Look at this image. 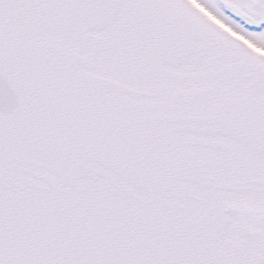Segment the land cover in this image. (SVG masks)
Returning a JSON list of instances; mask_svg holds the SVG:
<instances>
[{
    "label": "snow or ice",
    "instance_id": "obj_1",
    "mask_svg": "<svg viewBox=\"0 0 264 264\" xmlns=\"http://www.w3.org/2000/svg\"><path fill=\"white\" fill-rule=\"evenodd\" d=\"M0 264H264V0H0Z\"/></svg>",
    "mask_w": 264,
    "mask_h": 264
}]
</instances>
